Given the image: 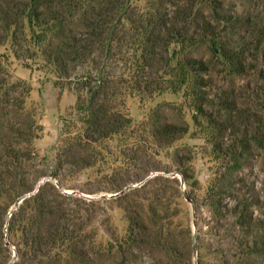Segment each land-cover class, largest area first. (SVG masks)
Returning <instances> with one entry per match:
<instances>
[{
	"label": "rangeland",
	"instance_id": "rangeland-1",
	"mask_svg": "<svg viewBox=\"0 0 264 264\" xmlns=\"http://www.w3.org/2000/svg\"><path fill=\"white\" fill-rule=\"evenodd\" d=\"M191 2L199 19L211 16L216 2L227 13L264 12V0H131L135 24L127 31L126 47L101 60V65L108 62L104 75L124 80L123 112L130 123L118 135L87 148L82 154H93V164L82 170L58 163L64 128L69 137L78 130L73 115L79 94L72 86L79 77L59 78L56 67L45 60L43 50L53 32L46 38L45 30L27 18L21 23L0 20V78L30 87L26 108L39 128V138L32 142L37 170L54 174L60 167L57 179L42 178L24 197L45 182L54 184L68 197L77 232L49 252L22 250L18 255L14 244L21 234H9L8 227L22 197L6 217L0 216L3 242L11 254L5 264H264V254L248 255L253 243L264 239V92L259 74H235L212 43L197 41L194 26L185 23L178 25L175 39L167 36L162 69L142 70L154 23L171 20ZM74 28L75 21L65 26L70 32ZM186 57L204 59L211 67L212 92H227L244 114L241 126L246 128L238 135L244 145L239 142L236 150L245 149V155L238 171L228 154L234 137L217 133L203 116L192 93V77L182 65ZM168 124L185 132L174 140L158 139L155 128ZM218 195L228 208L236 196L254 202L246 213L259 225L251 231L228 210L219 213L211 205ZM137 214L148 226L146 233L131 227L129 218Z\"/></svg>",
	"mask_w": 264,
	"mask_h": 264
},
{
	"label": "trees",
	"instance_id": "trees-1",
	"mask_svg": "<svg viewBox=\"0 0 264 264\" xmlns=\"http://www.w3.org/2000/svg\"><path fill=\"white\" fill-rule=\"evenodd\" d=\"M2 0L0 2V20L3 23L23 22L26 18L34 26L43 28L47 38L53 32L43 50L45 60L57 69L59 78L74 75L80 80L72 89L79 96L73 115L76 133L69 137V129L64 128L65 141L63 153L58 159L59 165L68 164L70 168L82 170L93 164L94 155H83L92 144L102 143L126 129L130 120L123 112L124 100L122 85L124 80L113 75H104L101 65L104 56L122 53L126 47V35L135 22L131 14V0ZM213 13L197 17L194 2L178 11L169 21L154 23L149 30L148 43L144 59L147 68L153 73L162 69L160 56L166 51L167 36L175 39L180 34L178 25L194 26L197 41H209L214 51L237 75L250 71L259 74L263 81L264 92V12L246 14L227 13L222 2H216ZM77 22L78 28L65 30L66 24ZM47 40V39H46ZM103 58V59H104ZM183 67L192 77V93L199 102L203 116L207 117L219 134H231L234 137L228 154L233 169L238 171L243 166L245 149L237 152V144L244 145L238 135L243 133L241 123L244 114L237 108L236 101H231L227 92L213 91V82L208 76L210 65L202 58L186 57ZM149 82V85H152ZM208 89V90H207ZM212 89V90H211ZM30 87L21 80L0 78V216L6 217L17 200L36 190L42 178L57 179L54 174L37 170L38 152L32 142L39 138V128L34 115L26 108ZM244 124V123H243ZM185 129L177 125H164L155 128V136L163 141L180 137ZM244 135V134H243ZM242 135V136H243ZM222 150V148L220 147ZM29 168L32 173H29ZM247 186L245 191L249 193ZM67 196L52 183L45 182L38 191L26 198L14 211L8 232H19L20 239L15 242L18 255L22 250L38 254L41 251L56 249L70 238L76 236L71 208ZM236 203L228 208L221 197L214 198L212 206L221 214L229 211L239 221L240 226L252 229L259 225L248 207L254 202L239 196ZM230 206V205H229ZM216 211V210H215ZM74 213V212H73ZM219 214V215H221ZM133 230L146 231L148 226L138 214L131 216ZM160 220L162 218L159 217ZM157 221V219H156ZM158 222V221H157ZM3 230V229H2ZM0 229V264H5L11 254L3 242ZM264 254V239L253 243L248 255ZM172 262V259H170ZM2 261V262H1ZM173 262H175L173 258ZM173 264V263H171Z\"/></svg>",
	"mask_w": 264,
	"mask_h": 264
},
{
	"label": "water",
	"instance_id": "water-1",
	"mask_svg": "<svg viewBox=\"0 0 264 264\" xmlns=\"http://www.w3.org/2000/svg\"><path fill=\"white\" fill-rule=\"evenodd\" d=\"M127 190L123 191L122 193H125ZM187 197V195H185ZM25 197H23L21 200H24ZM193 251H194V255L196 254V242L194 243V248H193Z\"/></svg>",
	"mask_w": 264,
	"mask_h": 264
}]
</instances>
